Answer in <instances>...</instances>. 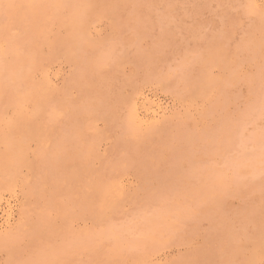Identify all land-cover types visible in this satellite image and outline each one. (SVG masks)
Instances as JSON below:
<instances>
[{"label":"rangeland","instance_id":"1","mask_svg":"<svg viewBox=\"0 0 264 264\" xmlns=\"http://www.w3.org/2000/svg\"><path fill=\"white\" fill-rule=\"evenodd\" d=\"M53 1L0 0V264H264V0Z\"/></svg>","mask_w":264,"mask_h":264},{"label":"bare ground","instance_id":"2","mask_svg":"<svg viewBox=\"0 0 264 264\" xmlns=\"http://www.w3.org/2000/svg\"><path fill=\"white\" fill-rule=\"evenodd\" d=\"M36 1H37V0H36ZM52 1H53V0H52ZM57 1H58V0H57ZM66 1H67V0H66ZM54 2H56V1H53L52 5L54 4ZM37 3H38V2H37ZM66 3H67V2H66ZM78 6H79V5H78ZM65 8H66V7H65ZM77 8H78V7H76L74 10H77ZM82 8H84V7H82ZM55 9H57V7H55ZM68 9H69V8H68ZM78 9H79V8H78ZM80 9H81V7H80ZM84 9H85V8H84ZM84 9H83V10H84ZM77 11H78V10H77ZM81 11H82V10H81ZM81 11H80V12H81ZM82 12H83V11H82ZM72 13H73V11H72ZM72 13H71V14H72ZM77 13H78V12H76L75 14H77ZM79 14H80V13H79ZM69 15H70V14H69ZM63 18H65V17H63ZM72 18H73V17H72ZM68 19H69V18H68ZM77 19H78V17H77ZM64 20H66V19H64ZM73 20H74V19H73ZM6 46H7V45H6ZM1 47H4V45H2ZM9 49H10V48H9ZM8 51H9V50H8ZM6 52H7V51H6ZM0 55H1V54H0ZM15 55H17V54H15ZM20 55H21V54H20ZM20 55H19V56H20ZM17 56H18V55H17ZM254 142H255V141H254ZM257 153H258V152H257ZM255 154H256V153H254V155H255ZM10 155H11V154H10ZM10 155H8V156H10ZM255 156H257V155H255ZM259 156H260V155H259ZM244 161H245V160H244ZM251 162H253V159H252ZM251 162H250V163H251ZM250 163H249V164H250ZM261 163H262V161H261ZM252 164H253V163H252ZM235 167H237V166L235 165ZM233 169H234V168H233Z\"/></svg>","mask_w":264,"mask_h":264}]
</instances>
